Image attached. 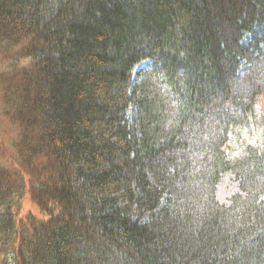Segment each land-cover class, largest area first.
Instances as JSON below:
<instances>
[{
	"label": "trees",
	"instance_id": "1",
	"mask_svg": "<svg viewBox=\"0 0 264 264\" xmlns=\"http://www.w3.org/2000/svg\"><path fill=\"white\" fill-rule=\"evenodd\" d=\"M0 48L6 264H264V0H0Z\"/></svg>",
	"mask_w": 264,
	"mask_h": 264
},
{
	"label": "rangeland",
	"instance_id": "2",
	"mask_svg": "<svg viewBox=\"0 0 264 264\" xmlns=\"http://www.w3.org/2000/svg\"><path fill=\"white\" fill-rule=\"evenodd\" d=\"M2 49L0 48V53ZM20 64H23L27 62V59H20L18 61ZM12 60L10 57L5 58L4 56L0 55V72H7L12 70ZM258 114L255 118V122H253L249 127H244L242 129H238L235 131L234 134L231 136V140L229 142V149L228 152L231 156H237L242 152V148L247 143H254L257 139L260 138L261 131H262V125H261V118L264 117V100L262 99L260 101L259 107H258ZM7 111V105L2 101L1 95H0V134L4 132L6 129V121L5 117L2 113ZM11 142V140H10ZM12 143V142H11ZM1 144L3 145V149L1 148ZM13 148L10 145L9 141L6 140V137L2 135L0 140V164L6 165V160H4V153H6V156H10L12 154ZM3 153V154H2ZM22 178V177H21ZM20 182L23 181L20 180ZM18 207L11 206L13 210H18V215L23 216L26 214H32L38 219H45L47 216L44 213L39 212L37 207L32 204L28 198V195L24 194L22 198L18 201ZM5 211V208H0V213H3ZM0 264H6L4 259V253L0 252Z\"/></svg>",
	"mask_w": 264,
	"mask_h": 264
}]
</instances>
